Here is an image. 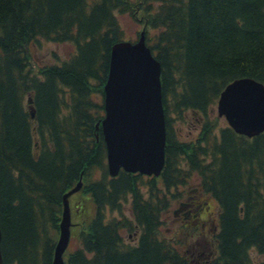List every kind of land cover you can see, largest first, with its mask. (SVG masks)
<instances>
[{"label":"trees","instance_id":"obj_1","mask_svg":"<svg viewBox=\"0 0 264 264\" xmlns=\"http://www.w3.org/2000/svg\"><path fill=\"white\" fill-rule=\"evenodd\" d=\"M119 14L143 25L161 66L166 143L158 176L107 171L97 123L111 47L126 39ZM39 38L71 42L74 52L34 66L27 46ZM242 77L264 84V0H0L2 264H52L62 197L81 176L77 193L92 214L65 264H264L251 256H264V131L246 137L210 118L223 88ZM189 111L203 115L201 128L180 140L174 123ZM193 173L218 206L217 218L203 212L205 203L194 219L202 235L213 225L215 240L198 258L161 231Z\"/></svg>","mask_w":264,"mask_h":264},{"label":"water","instance_id":"obj_2","mask_svg":"<svg viewBox=\"0 0 264 264\" xmlns=\"http://www.w3.org/2000/svg\"><path fill=\"white\" fill-rule=\"evenodd\" d=\"M143 33L136 42L119 41L110 50L109 70L104 85V116L100 126L106 149L107 171L112 177L121 169L157 176L164 165L166 128L161 67L146 46ZM31 102L29 97L28 103ZM29 110L33 117L31 106ZM216 110L238 134L247 137L259 135L264 131V84L251 77L232 80L221 91ZM81 187L79 180L63 195L59 237L52 264H64L63 253L69 243L72 225L68 197ZM1 238L0 230V264Z\"/></svg>","mask_w":264,"mask_h":264},{"label":"rangeland","instance_id":"obj_3","mask_svg":"<svg viewBox=\"0 0 264 264\" xmlns=\"http://www.w3.org/2000/svg\"><path fill=\"white\" fill-rule=\"evenodd\" d=\"M118 18L124 31V37L135 40L143 27L142 24L134 20L129 14H119ZM74 48V44L71 42L55 43L43 38H39L38 40L28 44L27 51L29 52L30 59L32 60L30 61V64L34 66H41L60 63L62 60L67 59L73 54ZM211 110H213L211 113L213 117H210L211 120L212 118L215 119L216 123L219 125L227 124L223 118L224 116L219 117L217 115L216 104H214ZM202 117L203 115L200 113L190 112L185 123L182 121H176L174 125L176 127V131L178 132L179 139H195L197 132L201 128ZM97 176V171L91 175L92 178H96ZM178 189V195H176L178 198L176 197L172 199L170 206L163 216L164 223L161 226V231L166 239L174 244H178L180 247H178V249H181L183 253L188 254L190 257H192V255L197 256V254L201 253L203 250L208 249L209 247L207 246L212 247L213 245L214 248L215 240L213 235V225H211V229L209 228V230H207L208 233L202 235L198 232L201 225L199 220H195L197 221L195 222L194 216H192L190 219L186 218L185 213L192 211L191 214H193L194 208H196V203L200 202L203 204V206H205V203L206 205H209L204 209L205 214H209L210 216L213 213V217L217 218L218 206L211 197L209 198V196L203 194L200 191L199 179L196 173H193L191 179L186 185H184V187L181 186ZM189 198H192L190 200L191 202L188 200ZM70 204L71 221L74 224L73 227L75 228L76 234L75 237H73L70 241L67 252L77 247L78 240L76 235L79 225L81 222L86 221L87 218H89V216L92 214L90 204L83 200L81 193L73 195L70 198ZM122 210L127 216H130L128 201L123 204ZM175 212H177V216ZM191 227H195L194 232H191V229H193ZM126 235L127 232L125 231V236ZM57 236L58 232L56 235H54V241H57ZM133 236L129 238L130 243H134L136 241L135 235ZM251 256L256 262L262 261L264 259V256L256 252L254 249L251 250Z\"/></svg>","mask_w":264,"mask_h":264},{"label":"flooded vegetation","instance_id":"obj_4","mask_svg":"<svg viewBox=\"0 0 264 264\" xmlns=\"http://www.w3.org/2000/svg\"><path fill=\"white\" fill-rule=\"evenodd\" d=\"M191 199H192V198H189L188 200L190 201ZM190 202H191V201H190ZM201 206H202V203L197 202V203H196V208H194V211H193L194 213L191 214L192 211H188V212L185 213V217L190 219V218H192V216H194V218H196V215L199 214L198 211L200 210L199 208H200ZM204 209H205V208L202 209L203 212H204ZM175 214H176V216H177V212H175ZM208 230H209V229H208ZM207 233H208V232H207Z\"/></svg>","mask_w":264,"mask_h":264}]
</instances>
